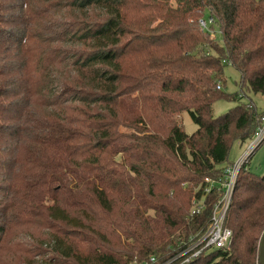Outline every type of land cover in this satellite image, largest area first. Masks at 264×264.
Returning a JSON list of instances; mask_svg holds the SVG:
<instances>
[{"label":"trees","instance_id":"1","mask_svg":"<svg viewBox=\"0 0 264 264\" xmlns=\"http://www.w3.org/2000/svg\"><path fill=\"white\" fill-rule=\"evenodd\" d=\"M226 64L238 92L223 89ZM246 91L264 96V0H0V250L37 224L39 264L172 251L208 226L193 196L261 122ZM218 99L236 104L215 116ZM226 226L231 248L188 264H258L264 174L240 171Z\"/></svg>","mask_w":264,"mask_h":264},{"label":"built area","instance_id":"2","mask_svg":"<svg viewBox=\"0 0 264 264\" xmlns=\"http://www.w3.org/2000/svg\"><path fill=\"white\" fill-rule=\"evenodd\" d=\"M214 22L202 17L200 25L211 30ZM264 142V115L260 124L249 138L247 148L241 157L223 168L218 176H206L200 193L192 198L191 214L196 215L210 207V221L206 228L181 239L167 254H151L147 258L135 259L133 264H188L200 255L214 249L229 250L232 246L233 231L226 226V218L232 201L235 185L240 171L248 166L249 159L255 150Z\"/></svg>","mask_w":264,"mask_h":264},{"label":"rangeland","instance_id":"3","mask_svg":"<svg viewBox=\"0 0 264 264\" xmlns=\"http://www.w3.org/2000/svg\"><path fill=\"white\" fill-rule=\"evenodd\" d=\"M209 17V14H205V19L208 20ZM211 36L215 37L218 42H222V34L217 23L214 24ZM223 76L225 80L223 89L225 92L235 93L240 90V72L234 66L226 64L223 68ZM246 92V95L242 97L243 101L251 98L255 102L257 108H264V96L262 94ZM235 104V101L218 99L213 105V113L215 116H220L226 113ZM176 118L187 133L191 134L198 129V124L193 120L189 111L178 113ZM120 129L123 131H131L123 126ZM248 143L249 139L243 143L235 141L230 150L229 160L235 161L239 159L247 148ZM248 164L252 171L261 175L264 174V142L255 150L254 154L249 159ZM42 231L43 227L37 224H24V226L19 224L14 225L7 233L5 244L1 248L2 250H0V264H39V261H41L43 256L37 255L36 250L32 249L36 246V243L31 237H37ZM50 244H47L42 248L48 249V246H52Z\"/></svg>","mask_w":264,"mask_h":264},{"label":"water","instance_id":"4","mask_svg":"<svg viewBox=\"0 0 264 264\" xmlns=\"http://www.w3.org/2000/svg\"><path fill=\"white\" fill-rule=\"evenodd\" d=\"M258 264H264V231L258 246Z\"/></svg>","mask_w":264,"mask_h":264},{"label":"crops","instance_id":"5","mask_svg":"<svg viewBox=\"0 0 264 264\" xmlns=\"http://www.w3.org/2000/svg\"><path fill=\"white\" fill-rule=\"evenodd\" d=\"M248 166H249V164H248Z\"/></svg>","mask_w":264,"mask_h":264}]
</instances>
